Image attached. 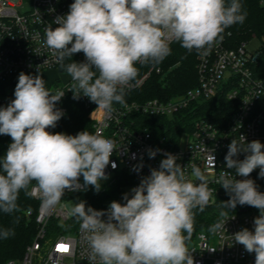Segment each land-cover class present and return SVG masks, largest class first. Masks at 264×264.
Here are the masks:
<instances>
[{"label": "clouds", "instance_id": "clouds-1", "mask_svg": "<svg viewBox=\"0 0 264 264\" xmlns=\"http://www.w3.org/2000/svg\"><path fill=\"white\" fill-rule=\"evenodd\" d=\"M246 16L240 0H74L69 12L53 21L57 27H46L43 46L71 77L74 99L83 95L111 111L113 103L125 104L124 90L139 74L137 63L160 64L171 54L172 42L189 53L206 51L226 29L243 24ZM80 52L84 62L63 63ZM45 83L39 73L21 72L15 98L0 107V135L12 140L0 158V211L6 214L17 210L20 191L27 194L33 181L43 206L52 208L66 190H82L81 176L83 189L92 186L96 192L100 181L108 179L105 169L116 150L114 141L99 130L76 135L46 131L64 115L56 104L65 92L53 94ZM262 149L259 140L246 142L242 135L233 139L225 166L235 174L223 171L217 180L230 197L224 207L259 210L254 230L243 228L232 236L255 254V264H264V193L247 177L259 169L258 176L264 178ZM157 151L149 150V157ZM241 153H246L243 160L237 158ZM165 157L131 189V195L124 194L123 204L112 201L107 210H96L86 207L85 201L73 203L70 215L79 225L89 264H194L185 241L193 232V210L203 211L212 196L208 176L195 164L189 173L171 153ZM224 225L218 221L209 230H225ZM13 234L11 229L0 231L4 239Z\"/></svg>", "mask_w": 264, "mask_h": 264}, {"label": "built area", "instance_id": "built-area-1", "mask_svg": "<svg viewBox=\"0 0 264 264\" xmlns=\"http://www.w3.org/2000/svg\"><path fill=\"white\" fill-rule=\"evenodd\" d=\"M73 2L0 0V107H6L2 92L9 84L18 81L21 72L33 76L55 73V81L45 86L53 94L65 92L56 107L64 114L69 104L84 107L93 123V133L99 130L115 143L116 150L105 169L108 179L101 180V183L125 178L124 188H129L131 195V189L150 175L151 169L159 168L166 153H171L178 157V164L187 166L189 173L195 164L206 171L207 176L210 174L208 187L212 196L206 207L216 206L220 199L228 201V193L217 180L223 171L235 174L225 166L229 144L233 139L239 140L241 135L246 142L259 140L264 144V53L259 61L260 52H249L247 42L229 48L218 41L197 57L196 87L169 98L142 99L143 94L138 93V99H125L124 105L113 103L112 110L107 111L83 95L79 99L73 98L69 91L71 77L61 67L58 57L43 46L46 27L49 24L57 27L53 21L57 16L66 15ZM72 61L84 62L83 52L65 58L63 63L66 65ZM153 70L160 72L159 68H151L146 73L139 71L136 80L125 88V93L138 92ZM214 101L216 110H206L207 104ZM162 117L166 122L157 120ZM176 129H180L178 134H174ZM149 150L159 151L150 158ZM245 155L241 153L237 158L243 160ZM258 173L259 169H256L247 178L253 179L258 191L264 193V178ZM79 182L82 190H66L61 201L52 208L43 206L36 185L30 188V196L39 203L35 216L37 233L20 259L5 264H89L88 249L81 240L79 225L73 226L75 219L65 206L67 199L84 190L81 177ZM108 207L96 210H107ZM222 211L226 213L223 217L220 215ZM218 212L216 222H225V230L200 232L186 245L194 264L255 262V254L245 251L232 236L243 228L254 230V218L259 216V210L237 205L233 210L218 208ZM51 220L58 221L62 230L49 233ZM61 244L67 245L68 251H60L58 246Z\"/></svg>", "mask_w": 264, "mask_h": 264}, {"label": "trees", "instance_id": "trees-1", "mask_svg": "<svg viewBox=\"0 0 264 264\" xmlns=\"http://www.w3.org/2000/svg\"><path fill=\"white\" fill-rule=\"evenodd\" d=\"M247 16L243 24H236L225 30L222 33L221 41L226 47L236 48L241 43H249L251 39L258 38L264 41V0H240ZM171 54L166 57L160 64L152 65H136L141 73L148 72L151 68L160 69L159 73L153 70L146 82L137 91L125 93L126 100L137 98L138 93H142V99H150L164 95L183 94L187 90L196 87L197 74L196 62L200 52L193 50L189 53L186 49L180 46L179 42H172ZM260 52V60L264 53L263 45L258 49ZM18 81H15L7 86L2 92L7 106L14 97L15 86ZM139 98V97H138ZM137 98V99H138ZM215 101L208 103L206 110H216ZM158 121L166 122V118H158ZM88 130L93 133V123L88 118V111L77 104H69L67 112L58 121L55 128H49L50 133H65L68 135H76L77 133ZM180 129H176L174 134H178ZM12 142L11 137L0 135V158H2ZM82 182L83 177L81 176ZM125 178H117L112 182L101 183V189L96 192L92 186L81 191L85 196L86 207L91 206L94 209H100L109 206L112 201H124L125 194ZM129 180L127 178V184ZM36 185L33 181L25 194V190H21L17 200L18 208L12 214H6L0 211V231L11 229L14 234L7 239L0 237V264H5L10 260L20 259L25 252L26 247L33 241L37 233V224L35 216L38 210V201L30 196V188ZM225 200L217 201L216 206L205 207L203 211L194 209V228L191 238L185 241L188 245L192 239L200 232H209V228L213 225L218 216V208H223ZM30 213V216L29 214ZM74 221L73 226H76ZM62 230L58 221L51 220L49 225V233H54ZM186 235V233H185ZM255 264V262L243 263Z\"/></svg>", "mask_w": 264, "mask_h": 264}, {"label": "rangeland", "instance_id": "rangeland-1", "mask_svg": "<svg viewBox=\"0 0 264 264\" xmlns=\"http://www.w3.org/2000/svg\"><path fill=\"white\" fill-rule=\"evenodd\" d=\"M263 42L262 40L258 39V38H253L250 40V42L247 44V50L251 53H254L256 52L258 49H260V47L263 45ZM200 54V53H199ZM198 54V55H199ZM43 79L45 80V85H50L52 84L54 81H55V77H56V74L55 73H47L45 75H42ZM188 91V90H187ZM173 95H178V94H173ZM173 95H164V96H160V98H169ZM210 174H208L209 176ZM126 192L128 193L129 192V188H125ZM80 201H85V196L82 194V193H77V194H74L73 196H71L70 199H67L66 202H65V206L67 208V210L69 211L70 213V210L73 206V203H78ZM212 240V237H210Z\"/></svg>", "mask_w": 264, "mask_h": 264}, {"label": "snow or ice", "instance_id": "snow-or-ice-1", "mask_svg": "<svg viewBox=\"0 0 264 264\" xmlns=\"http://www.w3.org/2000/svg\"><path fill=\"white\" fill-rule=\"evenodd\" d=\"M58 247H59L60 251H68V246L67 245L61 244Z\"/></svg>", "mask_w": 264, "mask_h": 264}, {"label": "crops", "instance_id": "crops-1", "mask_svg": "<svg viewBox=\"0 0 264 264\" xmlns=\"http://www.w3.org/2000/svg\"><path fill=\"white\" fill-rule=\"evenodd\" d=\"M45 74H47V73H44V74H41V75H45Z\"/></svg>", "mask_w": 264, "mask_h": 264}]
</instances>
